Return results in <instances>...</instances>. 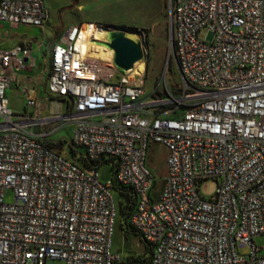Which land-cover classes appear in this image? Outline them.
Segmentation results:
<instances>
[{"label": "built area", "instance_id": "1", "mask_svg": "<svg viewBox=\"0 0 264 264\" xmlns=\"http://www.w3.org/2000/svg\"><path fill=\"white\" fill-rule=\"evenodd\" d=\"M169 8L177 90L165 82L148 92L145 73L117 66L107 38L89 35L113 51L97 56L83 26L110 29L102 23L70 26L42 63L44 44L0 47V264H115V185L136 194L130 222L151 246V264H264V0H169ZM49 20L45 0H0V21ZM39 64L41 96L22 75ZM13 84L23 111L10 106ZM65 124L73 146L108 163L84 167L50 146ZM151 142L167 149L158 194ZM104 164L114 168L107 182ZM210 179L216 191L205 197L200 185Z\"/></svg>", "mask_w": 264, "mask_h": 264}, {"label": "rangeland", "instance_id": "2", "mask_svg": "<svg viewBox=\"0 0 264 264\" xmlns=\"http://www.w3.org/2000/svg\"><path fill=\"white\" fill-rule=\"evenodd\" d=\"M50 11L49 24L45 27L22 24L18 27H9L1 24L0 32L5 29L13 36L25 37L37 49L38 44H44L39 51L38 63L45 56L50 57V48L58 39L62 32L74 24L82 21L96 23H113L114 26L132 29L138 34L139 40L145 49L143 61L146 63L145 84L148 92L154 87H162L166 82L172 90L179 87V69L171 48V34L169 22V0H45ZM112 24V25H113ZM3 27V28H2ZM206 30L201 32L204 37ZM130 35L128 32L127 35ZM5 38L1 37V41ZM98 44L106 45L104 42L96 41ZM14 43V42H13ZM108 47H110L107 44ZM38 70H41L40 64ZM124 71V70H121ZM166 76V79H165ZM10 105L16 111L24 110V102L19 93V89L13 84L7 90ZM46 114V111L43 113ZM73 132V125L65 124L49 135L51 140L66 139L70 142ZM65 155H69V145L57 148ZM167 149L160 143L151 142L148 151V165L157 176V183L154 192L158 194L163 186L167 175ZM100 177L103 182L112 179V170L108 164L100 167ZM217 187V181L210 179L201 183L200 192L205 197L212 196ZM116 202H120V194L114 190ZM7 201L14 199L12 190L6 195ZM119 225L114 236L113 251L118 254L123 261L130 258H143L147 256V246L137 232ZM258 243L263 244L264 239L259 238ZM55 264H65L57 261Z\"/></svg>", "mask_w": 264, "mask_h": 264}, {"label": "trees", "instance_id": "3", "mask_svg": "<svg viewBox=\"0 0 264 264\" xmlns=\"http://www.w3.org/2000/svg\"><path fill=\"white\" fill-rule=\"evenodd\" d=\"M161 93V92H159ZM46 142L54 147V148H61L64 147L66 144L69 145V155H67L69 158L76 160L79 162L82 166L84 167H92L96 165H101L103 162L108 163V160L103 161L102 163H95L94 161L89 160L85 155L82 149H79L75 146H73L70 142H68L66 139H61V140H50L47 139ZM59 150V149H58ZM112 174L114 172V168L112 166ZM114 190H116L121 198L120 202H118V222H117V228L119 225V220L120 216L122 217L121 225H123L124 228H129L132 231L137 232V234L140 236L139 232L136 230V228L131 224L130 218L131 215L133 214L135 210V205H136V194L135 192L127 186H120V185H115ZM116 228V230H117ZM141 237V236H140ZM142 239V238H141ZM147 246V256L143 258H130V260L127 261H122L121 258L120 260L116 261L115 264H151L150 263V254H151V246L149 243H147L145 240H143Z\"/></svg>", "mask_w": 264, "mask_h": 264}, {"label": "water", "instance_id": "4", "mask_svg": "<svg viewBox=\"0 0 264 264\" xmlns=\"http://www.w3.org/2000/svg\"><path fill=\"white\" fill-rule=\"evenodd\" d=\"M170 22V34L172 39V31H173V22L172 17H169ZM107 29L108 36L106 43L114 50L115 52V63L117 66L124 70H129L134 67V65L141 61L144 57L145 49L143 47L142 42L139 40V36L136 32L131 31L130 28L118 27L116 30ZM126 31L134 33L137 38H131L126 34ZM174 52V57L177 62L176 54Z\"/></svg>", "mask_w": 264, "mask_h": 264}, {"label": "bare ground", "instance_id": "5", "mask_svg": "<svg viewBox=\"0 0 264 264\" xmlns=\"http://www.w3.org/2000/svg\"><path fill=\"white\" fill-rule=\"evenodd\" d=\"M118 27H112V30H116ZM129 31H126V34ZM130 35L128 34L129 37L136 39L137 36L134 33L129 32ZM95 35L96 38L101 39V38H107V30L106 29H97L95 25H92L90 22H86L83 26V39L87 40L89 35ZM88 46L97 56L99 57H104V58H112L113 57V51L107 48V46L98 44V43H89L87 40ZM134 72H137L139 74H143L146 71V63L145 61L141 60L137 62L134 67L132 68ZM53 108L58 110L61 106L60 102H55L52 104Z\"/></svg>", "mask_w": 264, "mask_h": 264}, {"label": "crops", "instance_id": "6", "mask_svg": "<svg viewBox=\"0 0 264 264\" xmlns=\"http://www.w3.org/2000/svg\"><path fill=\"white\" fill-rule=\"evenodd\" d=\"M0 22H1V24L2 23L3 24H7L9 27H18V26L11 25L7 21H0ZM1 37H4L5 40L1 41ZM25 39H26L25 37L13 36V35L10 34L9 29H5L3 31V33L0 32V47H2V48H11V47H14L15 45L19 44L20 42H22ZM42 74H43L42 70L39 71L38 69L34 70V71H26V72H24L22 74L24 79L28 83H30L31 85L36 86V88L38 90L37 91V95L38 96L45 95L47 93V91H46L47 90V83H46L47 82V74H45L43 77H42ZM19 93H20V95H21V97L23 99V102L25 104V99H24L23 94L20 92V89H19ZM24 108H25V105H24Z\"/></svg>", "mask_w": 264, "mask_h": 264}, {"label": "flooded vegetation", "instance_id": "7", "mask_svg": "<svg viewBox=\"0 0 264 264\" xmlns=\"http://www.w3.org/2000/svg\"><path fill=\"white\" fill-rule=\"evenodd\" d=\"M103 25L107 26L108 28H110L111 26H114L115 24L113 23H102ZM113 24V25H112ZM119 27V26H118Z\"/></svg>", "mask_w": 264, "mask_h": 264}]
</instances>
